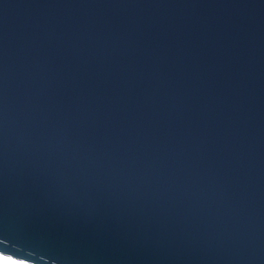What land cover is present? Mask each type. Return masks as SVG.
<instances>
[{
	"label": "water",
	"instance_id": "1",
	"mask_svg": "<svg viewBox=\"0 0 264 264\" xmlns=\"http://www.w3.org/2000/svg\"><path fill=\"white\" fill-rule=\"evenodd\" d=\"M0 257L264 264V0H0Z\"/></svg>",
	"mask_w": 264,
	"mask_h": 264
},
{
	"label": "rangeland",
	"instance_id": "2",
	"mask_svg": "<svg viewBox=\"0 0 264 264\" xmlns=\"http://www.w3.org/2000/svg\"><path fill=\"white\" fill-rule=\"evenodd\" d=\"M4 261L10 262V264H21V263H18V262H15V261L0 257V264H3Z\"/></svg>",
	"mask_w": 264,
	"mask_h": 264
},
{
	"label": "snow or ice",
	"instance_id": "3",
	"mask_svg": "<svg viewBox=\"0 0 264 264\" xmlns=\"http://www.w3.org/2000/svg\"><path fill=\"white\" fill-rule=\"evenodd\" d=\"M3 264H10V262H8V261H4Z\"/></svg>",
	"mask_w": 264,
	"mask_h": 264
}]
</instances>
